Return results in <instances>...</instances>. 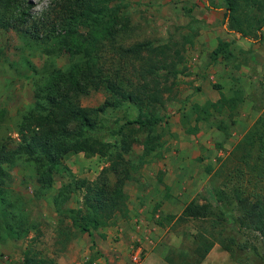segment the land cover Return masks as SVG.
Masks as SVG:
<instances>
[{
	"label": "rangeland",
	"instance_id": "374dc122",
	"mask_svg": "<svg viewBox=\"0 0 264 264\" xmlns=\"http://www.w3.org/2000/svg\"><path fill=\"white\" fill-rule=\"evenodd\" d=\"M199 1L202 0H120L122 20L117 27L122 30L116 36L117 43L167 44L176 48L181 57L176 84L171 92L163 94L164 102L158 111L162 120L157 129L160 139L154 152L156 157L131 172L125 182V210L115 214L112 224L91 230L90 235L86 232L71 235L62 248L60 240H56L58 216L51 197L71 177L93 179L106 164L104 158L71 154L62 161L64 167L53 175V183L46 190L39 188L34 167L24 156L3 163L0 264H21L20 250L27 245L34 246L40 256L53 259L55 264H88L90 256H95L93 243L104 229L113 242L127 237L128 247L140 245L142 258L147 250L161 248L180 262L182 256L192 262L196 258L195 233L210 229L211 225L214 231H222L223 238L233 237L240 243L248 241L264 252L254 233L238 232L233 223L234 202L214 201L216 196L222 198L221 192H227L224 183L229 178L228 172L239 164L236 156L244 149L235 146L242 143L245 134L264 114V0H237L238 11L251 18L252 27L243 36L228 26L227 17L218 20L207 10L197 8L195 5L202 6ZM207 1V8H212L217 3L226 6L227 0ZM49 2L29 0V13H41ZM219 41L225 42L224 48L213 55ZM29 44L18 33L0 29V144L5 143L7 148L18 140L16 123L31 102L35 84L43 78L46 69L64 68L68 63V57L58 50L47 53ZM221 96L226 101L220 109L207 106V102H215ZM103 99V91L91 90L80 97V103L97 106ZM102 116L106 126L97 135L110 140L108 128L114 129L124 116H133V111H125V105L119 103ZM138 138L141 140L143 135L138 134ZM251 150L254 155L255 148ZM140 151L139 143L134 142L131 158L135 159ZM176 166H181L178 172ZM240 167L244 173L241 182L250 190L253 185L247 180L252 176L247 175L243 164ZM161 179L171 182L173 187L163 190ZM167 192L173 194L175 202L171 207L166 205L169 211H164L162 201ZM189 197L210 207L208 217L176 218L181 213L178 209L190 201ZM80 201L81 192L75 190L64 208H78ZM124 227L129 230L126 234ZM141 234H147L151 240L148 247L138 239ZM245 252L248 253V247L235 250L237 255ZM129 255L128 251V263L132 264ZM93 260L98 264L96 258ZM249 260L252 264H264L251 253ZM200 264L241 263L214 243Z\"/></svg>",
	"mask_w": 264,
	"mask_h": 264
},
{
	"label": "trees",
	"instance_id": "16d2710c",
	"mask_svg": "<svg viewBox=\"0 0 264 264\" xmlns=\"http://www.w3.org/2000/svg\"><path fill=\"white\" fill-rule=\"evenodd\" d=\"M28 5L29 0H0V29L18 33L47 53L58 50L68 57V63L64 68L46 69L35 84L31 102L16 123L18 140L10 148L0 144V168L3 163L24 156L34 167L39 188L46 190L53 183V175L64 167L62 161L71 154L98 156L106 162L93 179L71 177L51 197L58 216L56 240L64 248L71 235L77 232L90 235L91 230L112 224L115 214L125 210V182L131 172L156 157L154 152L160 139L157 129L162 120L158 111L164 102L163 94L171 92L176 84L181 57L176 48L167 44L117 43L116 36L122 30L117 27L122 20L120 0H50L37 15L29 13ZM225 8L228 26L246 35L252 27L251 18L238 11L237 0H227ZM224 45L225 42L219 41L213 55ZM91 90L103 91V101L97 106L82 105L80 97ZM224 101L226 98L221 96L215 102H207V106L218 110ZM119 103L125 105V111L131 109L133 116H124L114 129L108 128L110 140H103L97 135L106 126L102 115ZM138 134L143 135L141 140ZM134 142L141 149L135 159L130 155ZM235 147L244 149L236 156L239 164L228 172L229 178L224 183L229 188L227 192H221L222 198L216 196L214 201L234 202L233 223L238 232L254 233L264 249V114ZM240 163L247 168V175L252 176L247 180L253 185L250 190L241 182L244 173ZM75 190L81 192L80 206L64 208ZM209 208L190 200L176 218H206ZM211 227L195 233L196 258L192 262L183 256L180 262L172 255L167 257L168 261L198 264L217 243L238 263L252 264L250 253L264 263V252H259L257 246L248 241L236 242L233 237L223 238L221 230L214 231V226ZM247 247L248 253L243 256L235 254V250ZM20 253L21 264H55L53 259L40 256L31 245Z\"/></svg>",
	"mask_w": 264,
	"mask_h": 264
},
{
	"label": "crops",
	"instance_id": "0c3cea01",
	"mask_svg": "<svg viewBox=\"0 0 264 264\" xmlns=\"http://www.w3.org/2000/svg\"><path fill=\"white\" fill-rule=\"evenodd\" d=\"M208 3L209 2L207 0H202V1H199V4L202 6H198V5H195V6L197 8H202L205 11L207 10L208 12L211 13L213 18H216L218 20H222L223 17L225 18L224 14H225V12H227V10L225 8L226 6H222V5H219L217 3L215 5H212V8H207L209 6ZM190 11H193V9L190 8ZM176 168H177L176 172H178V170L181 168V166H176ZM159 173H160V171H158V174ZM157 179H159L158 176H157ZM161 181H162V179H161ZM169 187H171V188L173 187L171 182H169V181L163 182L162 181V189L163 190L164 189L167 190ZM186 194H187V191H186ZM163 197H164V199L162 202H163V205L165 204L164 205L165 208L163 210L169 211V208H167V206L171 207L172 203L175 202V198H174L173 194L171 195L169 192H167V194H165ZM188 200H190V197ZM186 203L187 202H184V204L178 210L182 211L183 206ZM123 230H124V234H126L129 231L126 227H124ZM138 239L140 240L141 244L145 247H148L149 241H151V240H149V237L147 234H141V236L139 235ZM127 244H128V238L127 237L124 238L123 240H120L119 242H113L111 240L110 236L108 234H106V230L104 229L103 232H101L97 235V237L93 243V245H94L93 248L95 249V256H92V255L91 256L97 259L98 264H129L128 263V251H129L130 247H128ZM157 249H154L152 251L147 250L144 253V257L142 258V261H140L139 264H148V263L154 264L155 262L159 263V264H171L167 259V257L170 254L166 253V251H163L161 248L159 250H157ZM209 251L206 253L205 256H207ZM205 256L203 257V259L198 264L203 262ZM129 260H130V258H129Z\"/></svg>",
	"mask_w": 264,
	"mask_h": 264
},
{
	"label": "built area",
	"instance_id": "2783aa9c",
	"mask_svg": "<svg viewBox=\"0 0 264 264\" xmlns=\"http://www.w3.org/2000/svg\"><path fill=\"white\" fill-rule=\"evenodd\" d=\"M129 258H130V262L132 264H139L142 258V247L136 246L135 248L130 247L129 248ZM88 264H97V262L95 260L92 261H88Z\"/></svg>",
	"mask_w": 264,
	"mask_h": 264
}]
</instances>
